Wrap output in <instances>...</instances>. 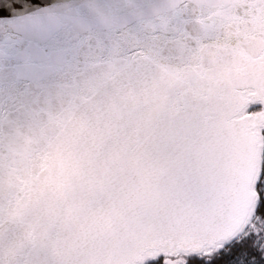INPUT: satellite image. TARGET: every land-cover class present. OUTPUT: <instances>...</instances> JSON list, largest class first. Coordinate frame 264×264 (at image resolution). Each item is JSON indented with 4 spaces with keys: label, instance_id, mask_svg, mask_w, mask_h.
<instances>
[{
    "label": "snow or ice",
    "instance_id": "1",
    "mask_svg": "<svg viewBox=\"0 0 264 264\" xmlns=\"http://www.w3.org/2000/svg\"><path fill=\"white\" fill-rule=\"evenodd\" d=\"M140 7L0 0V264H264V0H201L176 56L138 25L96 103L7 127Z\"/></svg>",
    "mask_w": 264,
    "mask_h": 264
},
{
    "label": "water",
    "instance_id": "2",
    "mask_svg": "<svg viewBox=\"0 0 264 264\" xmlns=\"http://www.w3.org/2000/svg\"><path fill=\"white\" fill-rule=\"evenodd\" d=\"M80 3L81 0H69ZM92 4L119 6L126 0H86ZM140 5L139 15L129 20L123 16L110 19L95 33L76 24L73 38L84 42L79 68L69 69L66 87H53L48 98L29 101V107L13 109L7 125L22 137H36L43 131V125L51 114L58 113L70 105L87 107L96 103L92 94L111 91V75L116 60L136 51L135 31L141 26L150 35L159 37L153 41L165 54H180L178 40L184 29L195 35L197 17L201 15V0H132ZM91 49V51H89ZM110 54H116L111 55ZM2 118V116H0Z\"/></svg>",
    "mask_w": 264,
    "mask_h": 264
}]
</instances>
